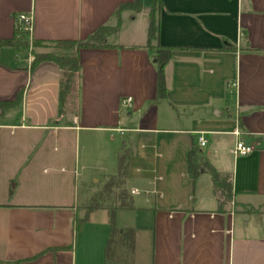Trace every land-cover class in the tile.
Segmentation results:
<instances>
[{"label": "crops", "instance_id": "crops-1", "mask_svg": "<svg viewBox=\"0 0 264 264\" xmlns=\"http://www.w3.org/2000/svg\"><path fill=\"white\" fill-rule=\"evenodd\" d=\"M132 2L0 0V40L31 16L29 46L0 47V103L22 93L0 112V264H264V0H159L150 46L151 0L116 15ZM118 23L110 47L79 49L76 110L52 125L61 72L31 70L32 41H83ZM154 46L171 49L161 99ZM237 142L251 153L234 156ZM122 154L131 208L114 219L132 246L106 263L108 212L76 221ZM190 156L230 177L227 201L208 172L190 178Z\"/></svg>", "mask_w": 264, "mask_h": 264}, {"label": "trees", "instance_id": "trees-1", "mask_svg": "<svg viewBox=\"0 0 264 264\" xmlns=\"http://www.w3.org/2000/svg\"><path fill=\"white\" fill-rule=\"evenodd\" d=\"M160 7L159 0H151L150 8L148 11V26H147V45L150 46L151 42L155 40L158 31L157 10ZM130 9L133 12L141 10L140 0H133L130 4L119 6L116 10L118 15L121 9ZM119 30V23L116 26H101L95 30L86 40L83 41H32L30 55H31V70H33L39 63L49 61L55 63L60 69V83L58 93V115L57 118L51 122L52 125L61 123L60 118L72 114L76 110L77 98V79L79 72V49H92V48H107L110 47L106 43L108 37L117 33ZM27 32L20 26H16L14 35L11 39L0 40V47H12L14 49L25 46L28 47L26 40ZM156 52V67H157V96L159 99L163 98L166 94L164 85L163 68L165 63L170 58V48L154 46ZM226 50H233V47H226ZM22 97L19 92L15 100L11 103H0V112L10 107L16 106ZM62 124H68L64 121ZM118 174L107 178L102 190L94 194L84 205L85 215L82 219L76 221V227H79L88 214L97 209H105L109 215L111 225V235L107 241L104 250V259L106 263H112L115 255L116 247H124L128 250L132 246V235L130 230L118 232L115 228V211L117 209H130L131 199L129 193L122 188L120 192H113V180L116 178H124V162L125 155H120L118 158ZM208 172L213 184L214 192L222 201H227L231 196V179L228 175L219 174L206 163L199 166L196 165L191 156L189 158V176L195 180L200 173ZM115 191V190H114ZM118 239V240H117Z\"/></svg>", "mask_w": 264, "mask_h": 264}, {"label": "built area", "instance_id": "built-area-1", "mask_svg": "<svg viewBox=\"0 0 264 264\" xmlns=\"http://www.w3.org/2000/svg\"><path fill=\"white\" fill-rule=\"evenodd\" d=\"M16 22L25 32H31V16L29 14H18L16 16ZM131 103L130 98H126L122 101L123 106H129ZM198 143L200 147L205 145V140L203 138H198ZM252 148L250 146L244 145L242 142H237L233 149V154L236 157L246 156L251 153Z\"/></svg>", "mask_w": 264, "mask_h": 264}, {"label": "rangeland", "instance_id": "rangeland-1", "mask_svg": "<svg viewBox=\"0 0 264 264\" xmlns=\"http://www.w3.org/2000/svg\"><path fill=\"white\" fill-rule=\"evenodd\" d=\"M138 28H140V25H138V27H136L134 30H129V31H124V32H126L125 34H127V32H133L135 35H137V33H139V32H137V31H140ZM145 34H146V32H145ZM20 50H21V52H23V53H25L24 52V49L23 48H20ZM23 50V51H22ZM121 145V144H120ZM97 176H95L94 177V180H98L99 182H98V186L100 187L101 186V184L103 183L102 182V179H100V174L98 173V171H97ZM123 182H124V179L123 178H116L115 177V179L113 180V185H114V190H113V192H120L121 190H122V188L124 187V184H123ZM92 183V180H90V182H88V184L90 185ZM97 189H99V188H97ZM102 190V188L100 189V191ZM94 191H97V190H95L94 189ZM93 191H91V193H92ZM99 191H97V193H98ZM121 221V220H120ZM121 223V222H120Z\"/></svg>", "mask_w": 264, "mask_h": 264}]
</instances>
